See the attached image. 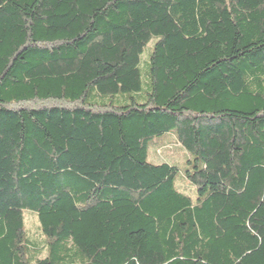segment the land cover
Returning a JSON list of instances; mask_svg holds the SVG:
<instances>
[{
    "label": "trees",
    "instance_id": "trees-1",
    "mask_svg": "<svg viewBox=\"0 0 264 264\" xmlns=\"http://www.w3.org/2000/svg\"><path fill=\"white\" fill-rule=\"evenodd\" d=\"M0 264H264V0H0Z\"/></svg>",
    "mask_w": 264,
    "mask_h": 264
},
{
    "label": "rangeland",
    "instance_id": "rangeland-1",
    "mask_svg": "<svg viewBox=\"0 0 264 264\" xmlns=\"http://www.w3.org/2000/svg\"><path fill=\"white\" fill-rule=\"evenodd\" d=\"M153 42H151L146 50L143 52L139 64L142 90H144L145 85L148 82V70H149V57L151 54V48ZM162 148H159L157 151L152 150L149 155V160L151 163L159 164L165 162L173 167H175L180 173H182L187 168V155L183 149L175 142L173 138L166 139L162 141ZM179 173V174H180ZM178 174L176 180V189L182 193L192 195L194 193V187L188 184V189L184 190V183H180V175ZM26 221V229L28 236L38 245H43L45 240L39 233L37 217L35 214L30 212H25L24 214ZM46 254V253H45ZM44 254V256H45Z\"/></svg>",
    "mask_w": 264,
    "mask_h": 264
}]
</instances>
